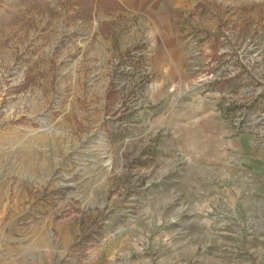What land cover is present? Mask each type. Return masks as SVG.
I'll return each mask as SVG.
<instances>
[{"label":"rangeland","instance_id":"obj_1","mask_svg":"<svg viewBox=\"0 0 264 264\" xmlns=\"http://www.w3.org/2000/svg\"><path fill=\"white\" fill-rule=\"evenodd\" d=\"M192 1L164 69L146 0H0V264H264V0Z\"/></svg>","mask_w":264,"mask_h":264},{"label":"crops","instance_id":"obj_2","mask_svg":"<svg viewBox=\"0 0 264 264\" xmlns=\"http://www.w3.org/2000/svg\"><path fill=\"white\" fill-rule=\"evenodd\" d=\"M118 2H122L123 4H126L125 3L126 0H118ZM143 10L146 14L147 23L149 25L150 24L154 25L162 33L161 37L159 38L161 41L160 43L161 45L160 48L156 50V53L160 55L172 56V59L170 58L169 62H162L161 65L164 69L167 68L171 69L174 65L178 64L177 55L183 56L182 59L184 60V57L189 54L188 52L189 50L187 48L188 44L186 43L187 40L190 38H192L194 41L199 39V35L196 36L195 34L193 36V33H190L192 32L190 27V22L192 23V20L187 21L184 24L183 20L178 18V15L181 11H186L190 13L194 12L193 1L192 0H146L145 7ZM209 12L213 13V8H210V10L208 9L207 13L209 14ZM197 21H199L198 18ZM207 21L209 22V20ZM207 21L205 22L208 23ZM205 22H203V24ZM178 23L181 26L180 29L178 28ZM192 45H194L193 41H192ZM195 110L197 111L196 108L192 109V111ZM241 242L242 241L239 240L236 241L235 243L239 244L238 247H241ZM254 242L259 243V246L264 247V241H257V242L254 241ZM212 243L216 244L214 245L216 248L213 250L214 261L212 263L210 262L211 256L209 254V251L208 252L203 251L202 254L198 253L197 255V264H256L255 262H251L248 259L250 256L248 257L247 255L244 257L242 256L244 254V251H236L232 253L231 250L226 248L229 246H235L234 244L225 241H212V242L206 241L205 246L213 245ZM222 243H226V244H222ZM243 243H245V241H243ZM236 253H239L238 257L240 256L243 257V261L238 259V257H234L236 256ZM262 253H264V251H262ZM205 257L207 258V262L204 261Z\"/></svg>","mask_w":264,"mask_h":264},{"label":"built area","instance_id":"obj_3","mask_svg":"<svg viewBox=\"0 0 264 264\" xmlns=\"http://www.w3.org/2000/svg\"><path fill=\"white\" fill-rule=\"evenodd\" d=\"M228 103L229 105H231L232 101H229ZM235 113H236V107H234L232 111L228 114H230V116H234ZM255 116L264 118V110L258 109V103L252 101L247 109H245L244 107L240 112H237V119H235L234 126H236L238 130H242L244 126H246L247 128L252 127L251 119H253V117Z\"/></svg>","mask_w":264,"mask_h":264},{"label":"trees","instance_id":"obj_4","mask_svg":"<svg viewBox=\"0 0 264 264\" xmlns=\"http://www.w3.org/2000/svg\"><path fill=\"white\" fill-rule=\"evenodd\" d=\"M221 82H227V81H221ZM218 85H220V87H222V86H223V84H222V83H220V84H218Z\"/></svg>","mask_w":264,"mask_h":264}]
</instances>
